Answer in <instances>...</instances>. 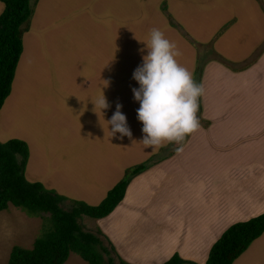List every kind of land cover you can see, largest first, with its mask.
Listing matches in <instances>:
<instances>
[{
  "label": "rangeland",
  "instance_id": "1",
  "mask_svg": "<svg viewBox=\"0 0 264 264\" xmlns=\"http://www.w3.org/2000/svg\"><path fill=\"white\" fill-rule=\"evenodd\" d=\"M30 6L29 28L22 34L10 92L0 107V141H25L28 159L31 154L25 177L44 186L41 176L55 182L56 186L45 187L64 194L67 199L60 204L64 209L69 208L71 198L88 192L86 186L108 188L119 180L125 167L158 153L159 148L144 147L141 141L144 134L136 111L140 104L132 92L139 87L133 71L147 51H140L145 48L142 41L149 38L152 28H159L176 44L181 52L178 62L193 73L197 84H202L203 75L212 82L209 71L216 65L230 70L235 62L249 63L264 47V0H31ZM2 8L0 2V11ZM104 81H109L106 87ZM102 92L109 107L100 112L93 102ZM117 103L122 105L120 111L126 116L131 138H120L119 133L110 136L107 121ZM198 103L199 125L204 126L209 120L202 118V96ZM181 144L173 142L162 155H171ZM154 157L158 161L160 156ZM52 161L59 173H48ZM152 165L147 162L142 173ZM164 169L165 190L179 192L183 183L175 182L174 169ZM241 197L244 201L251 196ZM45 217L28 215L11 204L0 211V264H6L12 245L31 246L47 225ZM86 218L80 215L77 222L89 229ZM214 218L224 222L227 215L215 214L210 219ZM244 220L224 223L214 235L195 227L193 245L200 246L183 258V264H204L209 247L222 231ZM258 237L237 256L239 264H264V231ZM109 255L118 264L115 256ZM62 264L87 263L69 253Z\"/></svg>",
  "mask_w": 264,
  "mask_h": 264
},
{
  "label": "crops",
  "instance_id": "2",
  "mask_svg": "<svg viewBox=\"0 0 264 264\" xmlns=\"http://www.w3.org/2000/svg\"><path fill=\"white\" fill-rule=\"evenodd\" d=\"M241 63L235 62L230 70L216 65L217 68L209 71L214 77L212 82L203 75L201 113L202 118H208L207 124L199 125L186 136L179 150L171 155L163 156L162 150L172 143L148 156L146 159L160 157L152 162L149 171L131 178L117 205L106 216L93 218L94 222L92 218L85 219L86 226L94 231L99 229L124 262L160 264L172 253L187 258L200 246L193 245L195 227L201 226L214 235L224 223L244 220L264 211V47L254 60ZM30 158L31 154L25 166ZM52 163L48 173H59L56 162ZM164 167L173 168L175 182L183 183L178 185L179 192L175 193L172 188L165 190L161 177L166 173ZM40 180L45 181V186L55 183L45 176ZM86 188L87 197L78 194L75 199L91 205L99 202L103 191L108 190L106 186L101 190L99 184ZM241 195L251 197L242 201ZM222 213L227 215L224 222L219 218L210 219Z\"/></svg>",
  "mask_w": 264,
  "mask_h": 264
},
{
  "label": "trees",
  "instance_id": "3",
  "mask_svg": "<svg viewBox=\"0 0 264 264\" xmlns=\"http://www.w3.org/2000/svg\"><path fill=\"white\" fill-rule=\"evenodd\" d=\"M31 0H0V107L10 92L11 81L22 50V34L29 28L32 14ZM36 2V0H33ZM28 148L25 141L9 138L0 141V211L8 204L28 215L46 214L42 232L33 238L29 248L12 245L6 264H62L70 253L77 254L87 264H128L120 259L113 247L99 231L85 230L77 222L80 215L98 219L106 216L122 199L132 177L147 167L148 159L124 169L122 177L109 188L94 205L71 198L70 206L60 204L64 195L48 189L39 181L24 176ZM264 231V211L244 221L230 224L209 247L204 264H231L249 243ZM105 256V257H104ZM177 253H172L161 264H183Z\"/></svg>",
  "mask_w": 264,
  "mask_h": 264
},
{
  "label": "clouds",
  "instance_id": "4",
  "mask_svg": "<svg viewBox=\"0 0 264 264\" xmlns=\"http://www.w3.org/2000/svg\"><path fill=\"white\" fill-rule=\"evenodd\" d=\"M142 42L145 48L140 51H147L132 74L139 84L132 92L134 100L140 104L136 111L137 119L142 122L144 135L141 141L144 147L151 146L152 149L167 143L180 144L199 128L198 100L204 94L203 85L197 84L193 73L178 62L181 52L159 28H152L149 38ZM104 82L103 87H106L109 81ZM93 104L100 112L109 107L103 92ZM121 107L117 103L116 111L107 121L111 125L110 136L119 133L120 138H131L132 133L126 116L120 111Z\"/></svg>",
  "mask_w": 264,
  "mask_h": 264
}]
</instances>
